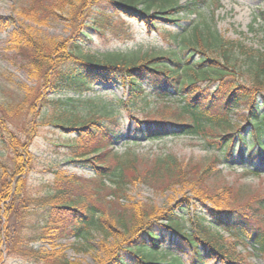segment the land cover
<instances>
[{
  "label": "trees",
  "instance_id": "obj_1",
  "mask_svg": "<svg viewBox=\"0 0 264 264\" xmlns=\"http://www.w3.org/2000/svg\"><path fill=\"white\" fill-rule=\"evenodd\" d=\"M215 1L52 0L45 4L43 0H31L23 8L25 16L46 21L56 14L57 8L78 7L81 17L76 31L82 41L94 34L103 35L117 15L136 18L150 30L159 29L157 22H166L176 27L166 33L181 51L173 50L163 56L133 52L111 53L101 58L85 52L79 42L44 44L31 35L20 36L17 45L19 52L26 54L30 72L41 75L45 85L56 93L83 90L96 80L117 78L128 85L136 99L141 97L145 86L152 87L159 99H173L174 93L178 98L176 106L171 105L173 102L164 103L160 118H148L149 121L144 120V125L138 127L139 133L149 138L186 133L201 136L211 151L221 153L213 159L214 163H222L236 153L244 161L255 158L264 161V51L225 38L206 17L185 25L187 17L200 15L205 4L214 5ZM261 13L264 18V9ZM32 92L35 95L34 90L26 88L23 105L31 103ZM34 100L42 99L36 96ZM49 101L60 110L50 119L75 132L71 146L75 147L76 155L85 158L89 153L95 154L85 160L92 163L100 180L110 178L113 182L115 188L111 193L115 195L116 208L131 182L167 187L190 183L200 201L212 205L206 211L211 221L226 230L230 238L227 240L211 231L213 223L205 224L208 219L205 216L190 218L194 229L189 231L171 209L163 211L147 204H133L124 206L121 213L109 212L86 200L88 196L82 192L81 178L59 170H53L55 179L51 188L43 195L34 196L27 182L33 155L27 142L11 134L12 168L0 164V264L4 248L7 253L20 254L41 264H80L57 249L56 241L65 235L89 240L93 229L103 235L101 250L108 264H185L183 256L188 257L190 264H250L246 254L237 250L239 245L251 247L252 253L264 257V192L252 193L244 204L238 200L232 203L217 193L223 194L228 189L215 187V181L209 186L213 176L211 164L201 168L190 166L174 155L156 158L151 167L140 173L135 156L118 158L115 165L105 163L119 135L114 112L106 108L99 112L96 108L87 116L79 117L66 107L70 100ZM41 105L46 106L45 99ZM241 105L248 109L246 124L234 123L229 118L233 109ZM18 106L0 117V125L17 115ZM214 109L219 112L214 113ZM88 147L91 149L86 150ZM102 148L106 150L101 152ZM30 209L41 212L38 237L50 241L51 249L29 246V237L22 232V226ZM112 209L117 211L115 207ZM19 221L17 228L15 222ZM165 248L167 253L160 254ZM168 253L167 262H160L156 257L158 254L165 259Z\"/></svg>",
  "mask_w": 264,
  "mask_h": 264
},
{
  "label": "rangeland",
  "instance_id": "obj_2",
  "mask_svg": "<svg viewBox=\"0 0 264 264\" xmlns=\"http://www.w3.org/2000/svg\"><path fill=\"white\" fill-rule=\"evenodd\" d=\"M30 1L0 0V117L20 105L18 112L15 113L18 116L7 119L3 125H0V164L2 163L9 169L12 168L13 153L9 148L11 134L27 142L29 151L33 155V164L27 174L30 193L34 196L45 194L55 179L53 170H59L67 175L81 178L84 182L82 192L88 196L86 200L109 209V212L118 214L124 206L129 207L133 204H147L163 211L171 209L189 231L194 229L190 218L198 215L208 218L205 224L211 221L206 211L212 205L209 202H207L208 205L203 204L196 194V188L190 183L167 187L165 185L155 186L143 181L131 182L125 188V194L121 196V202L117 203L118 208H116L114 203L117 201H114L115 195L111 193L115 188L113 182L110 178L100 180L95 167L85 160V158L92 159L95 154L89 153L85 158L78 157L75 147L71 146L74 143L75 132L67 131L63 128L66 126H61L50 119L52 114L60 110L57 109L56 104L49 103V100L58 99L70 100L66 107L79 117L87 116L96 108L99 112L106 108L117 116L119 135L110 149L111 153L106 156L107 162L105 163L115 165L118 158L135 156V165L140 173L151 167L152 161L156 158L174 155L185 163H190V166L195 165L201 168L211 164L213 176L209 180V186L212 181H215L217 185L215 187L228 189L227 192L221 190L223 194L219 191L217 193L221 198L230 199L232 203L243 201L244 204L252 193L254 195L255 192L258 194L264 192V161L261 158L244 161L236 153L233 158L224 159L222 163H214L213 159L218 158L217 154L221 153L217 150L211 151L201 136L178 133L149 138L139 133L138 127L144 125V120L160 118L159 111L164 103L169 101L173 102L172 106H176L174 103L178 98L174 93H172L173 99H159L152 87L145 86L146 89L141 97L136 99L132 97L128 85L123 84L122 79L118 78L109 81L96 80L83 90L56 93L52 87L45 85L47 83L41 75L30 72L26 54L19 52L17 45L20 36L30 37L31 35L44 44L53 41H59L65 45L79 42L85 52L101 58L111 53L129 54L133 52L163 56L173 50L181 51L178 43L166 33V30L176 28L174 25L163 21L157 22L159 29L150 30L146 23L136 18L117 15L113 17L112 27L103 35L94 34L89 40L82 41L76 31L79 26L78 19L81 17L78 7L73 10L57 8L56 14L44 21L25 16L23 8L27 7ZM43 1L45 4L52 2V0ZM215 2L214 5L205 4L201 8L200 15L187 17L184 20L185 25L192 21H202L203 17H206L216 24L217 29L225 38L243 42L247 48L252 47L254 50L264 51V18L261 13L264 9V0H216ZM72 14H75L74 17H71ZM241 61L243 63V59ZM238 78L241 79V75ZM26 88L34 90L35 95L32 92L31 103L23 105ZM36 96H41L42 100H34ZM43 99L46 102L44 107L41 105ZM213 111L214 113L219 112L216 109ZM247 114V107L241 105L233 109L229 118L234 123L246 124ZM88 149L91 148L88 147L86 150ZM105 150L102 148L100 151ZM205 185L208 187V183ZM235 200L238 201L234 202ZM113 207L117 211L112 209ZM25 218L22 232L29 237L27 240L29 246L35 249H51L50 241L38 237V230L42 225L41 212L38 209H30ZM4 221L7 223L5 219ZM212 223L211 231L221 234L227 240L230 238L226 230ZM15 224L19 228L20 221ZM262 224L264 228V222ZM92 233L93 236L89 240L77 239L74 235H65L56 241L57 249L73 262L108 264L101 250L102 233L96 229H93ZM167 249L159 253L166 254ZM3 250L1 264H41L20 254L7 253L6 248ZM237 250L246 254L250 264H264V257L252 253L251 247L245 248L239 245ZM157 256L160 262L170 260L169 253L165 259L158 254ZM183 259L185 264H190L187 256H183Z\"/></svg>",
  "mask_w": 264,
  "mask_h": 264
}]
</instances>
